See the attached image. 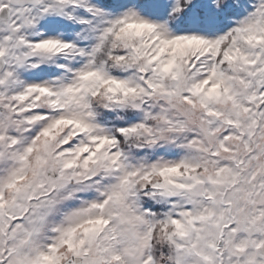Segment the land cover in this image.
<instances>
[{
	"label": "snow or ice",
	"instance_id": "6c2138e0",
	"mask_svg": "<svg viewBox=\"0 0 264 264\" xmlns=\"http://www.w3.org/2000/svg\"><path fill=\"white\" fill-rule=\"evenodd\" d=\"M0 264H264V0H0Z\"/></svg>",
	"mask_w": 264,
	"mask_h": 264
}]
</instances>
